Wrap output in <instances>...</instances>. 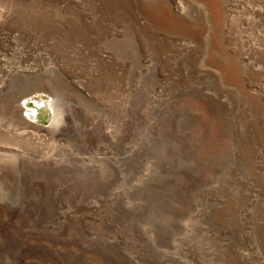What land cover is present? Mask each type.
I'll return each mask as SVG.
<instances>
[{"label":"rangeland","instance_id":"rangeland-1","mask_svg":"<svg viewBox=\"0 0 264 264\" xmlns=\"http://www.w3.org/2000/svg\"><path fill=\"white\" fill-rule=\"evenodd\" d=\"M0 264H264V0H0Z\"/></svg>","mask_w":264,"mask_h":264},{"label":"water","instance_id":"water-1","mask_svg":"<svg viewBox=\"0 0 264 264\" xmlns=\"http://www.w3.org/2000/svg\"><path fill=\"white\" fill-rule=\"evenodd\" d=\"M30 107H32V104H30ZM34 109H35V111H37L38 114H41L42 119H44V118L47 119L48 110H47L46 105L39 106L38 108L34 107ZM36 118L40 122V118L39 117H36Z\"/></svg>","mask_w":264,"mask_h":264},{"label":"bare ground","instance_id":"bare-ground-1","mask_svg":"<svg viewBox=\"0 0 264 264\" xmlns=\"http://www.w3.org/2000/svg\"><path fill=\"white\" fill-rule=\"evenodd\" d=\"M34 108V107H33ZM37 113V111H35ZM35 115V114H34ZM49 115V114H48ZM33 116V115H32ZM31 117V116H30ZM36 117L40 118V123L45 125L46 124V118L42 119L41 114H36ZM37 119V118H36ZM48 121V120H47Z\"/></svg>","mask_w":264,"mask_h":264}]
</instances>
